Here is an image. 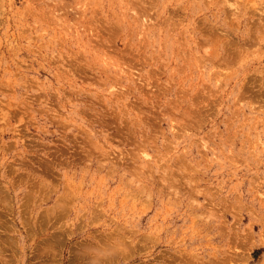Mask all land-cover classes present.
I'll return each mask as SVG.
<instances>
[{"label": "rangeland", "instance_id": "rangeland-1", "mask_svg": "<svg viewBox=\"0 0 264 264\" xmlns=\"http://www.w3.org/2000/svg\"><path fill=\"white\" fill-rule=\"evenodd\" d=\"M0 264H264V0H0Z\"/></svg>", "mask_w": 264, "mask_h": 264}, {"label": "bare ground", "instance_id": "bare-ground-1", "mask_svg": "<svg viewBox=\"0 0 264 264\" xmlns=\"http://www.w3.org/2000/svg\"><path fill=\"white\" fill-rule=\"evenodd\" d=\"M174 187V186H173ZM105 238V237H104ZM120 238V237H119ZM105 243V242H104Z\"/></svg>", "mask_w": 264, "mask_h": 264}]
</instances>
